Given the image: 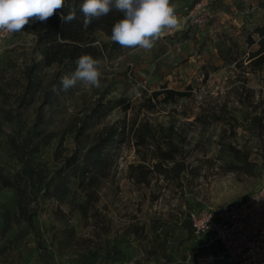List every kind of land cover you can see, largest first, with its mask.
<instances>
[{
	"label": "rangeland",
	"instance_id": "374dc122",
	"mask_svg": "<svg viewBox=\"0 0 264 264\" xmlns=\"http://www.w3.org/2000/svg\"><path fill=\"white\" fill-rule=\"evenodd\" d=\"M203 1L172 0L181 28L151 51L108 49L98 89L52 92L69 73L43 64L35 35L0 40V264H192L218 250L188 215L264 185V67L247 41L264 0L193 10ZM164 88L188 95L152 106Z\"/></svg>",
	"mask_w": 264,
	"mask_h": 264
},
{
	"label": "clouds",
	"instance_id": "9594fccd",
	"mask_svg": "<svg viewBox=\"0 0 264 264\" xmlns=\"http://www.w3.org/2000/svg\"><path fill=\"white\" fill-rule=\"evenodd\" d=\"M65 3L66 0H0V34L11 36L21 32L30 22H46L57 10L63 9ZM113 10L122 13V18L114 23L110 40L123 48L151 51L168 32L181 28L177 5L172 0H83L80 6L83 28L87 30L93 21ZM75 18L76 9L72 6L66 16H60L64 23ZM103 63L90 54L81 55L76 60L74 72L61 76L59 87L53 84L51 91H67L78 84L100 88Z\"/></svg>",
	"mask_w": 264,
	"mask_h": 264
},
{
	"label": "trees",
	"instance_id": "16d2710c",
	"mask_svg": "<svg viewBox=\"0 0 264 264\" xmlns=\"http://www.w3.org/2000/svg\"><path fill=\"white\" fill-rule=\"evenodd\" d=\"M83 0H66L65 7L57 10V12L50 17L46 22L35 20L30 22L24 27V29L31 31L36 38V47L42 55V62L46 66L55 67L58 72H67L71 74L76 68V60L83 54H90L94 58L103 59L106 55V51L111 49L113 51L118 50L121 46L118 43L110 41L109 43L100 40L97 37L98 32L104 33L110 38L111 29L115 22L122 18V13L115 10L111 11L107 16L102 17L100 20L93 21L92 24L85 30L83 28V14L80 11V6ZM69 6L75 7L76 18L68 23L61 21V14L67 15ZM254 37L253 34L249 35L247 41L252 51L249 53V65L253 68L261 69L264 67V24L255 28ZM58 36L60 37L58 39ZM34 68L27 71L29 77L33 73ZM164 94L163 98H160ZM187 92L164 88L163 90L154 92L148 99L149 103L153 106L152 100H162L165 102H175L178 98L187 96ZM124 100L118 101V106H122ZM151 106V107H152ZM127 109V106H126ZM121 128H116L115 131L110 133V139L103 142H98L94 146H91L88 153L95 154L92 163H88L87 160L82 164V176L83 177L90 170V165H95V162L99 161L105 148L110 143L115 141L118 137V132ZM73 159L71 158L70 162ZM72 164V163H71ZM80 178V177H79ZM7 185L14 186L17 192L20 190L18 182H12L6 179ZM21 216L28 222L30 226H33L32 216L21 209Z\"/></svg>",
	"mask_w": 264,
	"mask_h": 264
},
{
	"label": "built area",
	"instance_id": "2783aa9c",
	"mask_svg": "<svg viewBox=\"0 0 264 264\" xmlns=\"http://www.w3.org/2000/svg\"><path fill=\"white\" fill-rule=\"evenodd\" d=\"M206 1L193 10L204 7ZM8 36L0 34V40ZM188 219L196 238L218 246L214 252L197 255L192 264H264V185L245 200L218 210L194 208Z\"/></svg>",
	"mask_w": 264,
	"mask_h": 264
}]
</instances>
